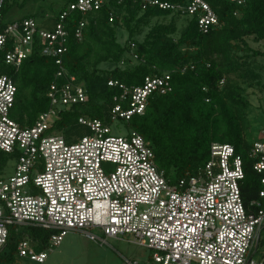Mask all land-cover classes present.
<instances>
[{"label": "built area", "instance_id": "1", "mask_svg": "<svg viewBox=\"0 0 264 264\" xmlns=\"http://www.w3.org/2000/svg\"><path fill=\"white\" fill-rule=\"evenodd\" d=\"M134 1L143 10L157 7L196 16L204 34L219 23L204 0ZM223 1L237 6L246 2ZM103 4L104 0H74L56 17L46 16L54 24L47 29L34 19L5 22L0 0V52L7 50L5 63L19 70L38 48L58 67L57 81L46 95L49 109L32 126H21L12 118L17 86L11 77L0 76V151L14 163L13 174L0 177V253L10 230L18 227L53 233L42 253L35 251L31 240L17 247L18 258L38 264L69 233L101 245L107 239L132 236L137 246L151 253L145 264H264V252L258 256L255 250L264 228V141L252 143L249 152L262 187L250 205L258 211L252 213L242 200L243 162L232 145L212 144L204 168L173 183L157 167L151 145L140 134L133 129L113 134L110 123L128 125L145 114L151 99L172 92L170 73L149 76L131 87L110 80L107 86L119 94L113 99L109 123L80 116L77 125L86 134L72 135L71 142L62 135L67 129H55L63 112L88 102L83 86L64 67V56L69 36L81 42L86 16ZM74 14L83 17L75 24Z\"/></svg>", "mask_w": 264, "mask_h": 264}, {"label": "trees", "instance_id": "2", "mask_svg": "<svg viewBox=\"0 0 264 264\" xmlns=\"http://www.w3.org/2000/svg\"><path fill=\"white\" fill-rule=\"evenodd\" d=\"M10 1L4 0L2 9V18L7 23H10L5 20ZM60 1L58 12L74 0ZM158 1L185 4V0ZM204 1L219 22L206 34L199 30L196 16L157 7L143 10L140 2L134 0H104L99 11L86 16L88 25L82 41L69 36L64 56V67L83 86L88 102L63 112L55 129L59 132L67 129L62 135L71 142L74 130L81 129L82 136L86 134L77 125L80 116L109 123L113 99L119 94L107 86L110 80L131 87L141 85L149 76L170 73L172 92L151 99L145 114L133 118L128 126L151 145L157 167L173 183L193 177L204 168L212 144L232 145L243 162L245 177L240 190L244 206L256 213L257 208L250 205L258 200L262 190L261 177L254 171V161L249 155L252 144L244 137L250 102L243 86L260 79L254 64L257 58H264V52L253 50L247 40L264 46V0H246L244 6L223 0ZM43 14L47 15L42 11ZM37 16L16 21L38 20ZM82 18L74 14L71 20L75 24ZM160 19L169 23H160ZM119 31L126 35L124 45L120 43ZM6 52H0V76L11 77L17 86L11 116L21 126H32L49 109L46 95L57 81L58 67L36 48L15 70L5 63ZM10 161L0 151V177ZM261 233L259 245L255 246L257 252L259 248L264 251V228ZM52 234L38 228H12L0 253V264H14L17 247L27 240L33 242L37 253L44 252Z\"/></svg>", "mask_w": 264, "mask_h": 264}, {"label": "rangeland", "instance_id": "3", "mask_svg": "<svg viewBox=\"0 0 264 264\" xmlns=\"http://www.w3.org/2000/svg\"><path fill=\"white\" fill-rule=\"evenodd\" d=\"M16 2V5H14ZM53 3V4H52ZM14 5V6H13ZM11 8L5 16L6 21H16L32 15H38L36 20L43 27L51 29L53 27V20H45L46 16L57 15L59 7H61L60 0H11ZM44 11L47 15H41ZM52 13V14H51ZM160 23L168 24L169 21L163 19L158 20ZM183 21H179L178 27L181 29ZM122 31H119L121 33ZM120 43L125 44L126 35L121 33L119 35ZM250 47L255 51L264 52L262 44H255L252 40H247ZM131 57V56H130ZM254 64L257 67V73L260 75L258 81H250L248 85L243 86L246 96L249 99L250 107L247 110L245 117V132L244 137L249 143L256 141H264V58H257ZM132 62H135L133 58ZM122 65V64H121ZM123 66V65H122ZM113 134L125 133L131 128L123 122L112 125ZM119 128L120 130H116ZM76 137H82V130H74ZM14 171V163H10L5 171V176H10ZM24 228H20V230ZM27 231V230H26ZM97 238L105 239V237L97 232H92ZM262 233L259 236L261 240ZM259 239L257 244L259 245ZM255 247V248H256ZM263 251L259 248L258 256ZM264 252V251H263ZM151 253L146 249L137 246L134 243L132 236H125L119 240L107 239L106 243L101 245L99 242H92L80 233H69L61 245L51 252H47V259L43 264H145L150 261ZM14 264H38L31 262L27 258H16Z\"/></svg>", "mask_w": 264, "mask_h": 264}]
</instances>
